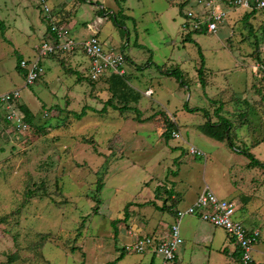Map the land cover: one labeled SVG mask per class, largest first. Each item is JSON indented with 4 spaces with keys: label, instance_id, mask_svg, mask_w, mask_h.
I'll use <instances>...</instances> for the list:
<instances>
[{
    "label": "rangeland",
    "instance_id": "obj_1",
    "mask_svg": "<svg viewBox=\"0 0 264 264\" xmlns=\"http://www.w3.org/2000/svg\"><path fill=\"white\" fill-rule=\"evenodd\" d=\"M181 1L0 0V91L21 87L18 102L33 114L26 130L7 127L0 135V264L9 256L11 264H160L159 256L123 247L137 235L162 232L175 220L165 207L186 209L206 185L244 204L236 217L246 227V210L258 221L252 257L264 264V168L240 152L248 148L264 162V100L251 86L256 54L264 55V16L250 18L249 31L242 19L249 9L224 2L227 15L217 30L198 32L185 16L193 0L182 7ZM63 8L56 22L67 24L75 39L95 33L106 49L129 56L123 77L140 95L130 103L138 112L101 110L110 97L106 76L92 83L80 50L70 62L40 58L43 74L25 84L17 57L37 58L48 21ZM174 68L184 85L162 72ZM147 88L152 95L144 94ZM219 104L232 125L233 148L199 129L209 117L217 120ZM195 107L200 110H188ZM167 116L179 134L168 140ZM190 145L205 155L190 154ZM181 238L178 264H243L232 251Z\"/></svg>",
    "mask_w": 264,
    "mask_h": 264
},
{
    "label": "built area",
    "instance_id": "obj_2",
    "mask_svg": "<svg viewBox=\"0 0 264 264\" xmlns=\"http://www.w3.org/2000/svg\"><path fill=\"white\" fill-rule=\"evenodd\" d=\"M224 2L245 9L251 8L252 3L251 0H193L191 7L185 12V16L190 20L191 29L215 32L227 15ZM253 3L256 8L264 11V0H253ZM43 8L45 11H49L46 4L43 5ZM48 23L56 39L47 38L43 40L38 47V55L34 61L21 59L19 62L20 68L25 70L24 81L26 85L33 84L43 74L44 69L40 63V58L52 54L69 53L76 48L81 49L88 58L89 67L87 71L90 80H97L109 73L118 75L125 73L123 65L126 60L124 55L121 52L106 49L97 34L94 33L85 39L78 40L69 34L67 26L58 25L54 19ZM187 23L183 24L185 29L188 27ZM259 70H262L259 76L262 77L264 84V61H257L253 66L255 74ZM146 93L150 94L151 91L147 90ZM20 97L21 91L18 88L0 91V127H10L12 130H26L28 128V124L23 119V114L18 109ZM178 135V132H172L173 137ZM188 152L195 156L205 155L203 151L193 145L189 146ZM238 209L239 207L234 200L219 197L209 187L205 186L193 204L184 210H176L175 220L167 225L165 236L140 234L131 243L125 244L123 248L126 252H151L161 258L160 264H173L176 250L182 243L179 220L185 215H195L216 227L222 228L241 249L242 262L248 263L252 261L253 245L258 240L260 231L257 227H246L236 217Z\"/></svg>",
    "mask_w": 264,
    "mask_h": 264
},
{
    "label": "trees",
    "instance_id": "obj_3",
    "mask_svg": "<svg viewBox=\"0 0 264 264\" xmlns=\"http://www.w3.org/2000/svg\"><path fill=\"white\" fill-rule=\"evenodd\" d=\"M189 0H183L181 1L180 5L181 7L184 6L186 3H188ZM260 12L261 14L264 15V11L261 9H258L255 7V4L252 2L251 3V8H249V11L245 12L242 19L245 21V23H248L249 19L254 17V15L256 13ZM250 22V21H249ZM0 23H2L0 21ZM58 25H60V22H56ZM249 31L252 30L253 26L251 24V22L249 23ZM194 31H198V32H203L205 31L204 29H200V30H194ZM47 38H51V39H56L55 34L53 32H51L50 30V25L48 23L47 27H46V33L43 37V40L47 39ZM258 42H260V39L256 38L255 41V46L258 47ZM123 54V53H122ZM264 54V53H263ZM125 60L127 58V56H124ZM256 58L257 61L259 62H263L264 61V55L260 57V54H256ZM21 61V57L18 56L17 57V62H16V68L19 72H23V76L25 74V70H22L19 66V62ZM126 62V61H125ZM201 62H203V60H201ZM203 63L201 65V67L198 69V74L200 77V80H202V75H203ZM165 74L171 75V76H175L178 81L180 82V84L184 85V79L182 78V74L181 71L177 68L174 69H170V70H163L162 71ZM259 73H262V70H259L258 73L254 74L255 77L257 78V81L253 82V84L251 86H254V88L256 89V91L258 92L259 95H261V98L264 100V84H263V79L262 77L259 76ZM126 73L122 74V75H118L115 73H111L109 75H104L101 76L99 79L103 78L106 76L105 80L107 81V85H108V89L110 90V97L105 101L103 107L101 110H104L105 107L107 105L111 106L113 109L118 110L119 112H124V111H128V110H133L138 112V108L134 107L132 105H130V103L132 102H138L140 95L135 92L134 90H132L131 88H127L126 82L124 80V77ZM92 83L95 82L96 80H90ZM205 84V81H204ZM203 84V85H204ZM118 101L120 104L117 105V103L115 104L114 101ZM215 103H217V100H214ZM246 102V101H245ZM247 108H252L250 105H246ZM18 109L19 111L23 114V119L24 121L29 125L30 123H32V119H33V114L31 113L30 109L25 105V104H20L18 105ZM221 109H222V105H217L214 109V113L217 116V120L212 121L210 119V117L208 118L207 121L203 122L202 124L199 125V129L207 136L218 140V141H225L226 144L230 147L233 148L234 143H233V137L235 136L234 133L231 132L232 129V125L229 121L228 118H226L225 116L221 115ZM189 111H198L200 110L199 108L195 107V108H188ZM255 110V109H254ZM245 113L246 112H241L240 113V118L243 119V121H246L248 119H245ZM77 115L81 114V113H76ZM205 114L207 115V112H205ZM263 118V117H262ZM166 124H165V130L162 133V135L164 136V138L166 140L170 139L172 137V132L175 130V123L174 121H172L168 116L165 119ZM242 121V122H243ZM175 148V147H174ZM240 152L245 154L248 158H250V160H252V162L256 165H259L261 167L264 168V162H261L260 160L256 159L254 157V155L250 152V150L248 148H242L240 149ZM251 163V162H250ZM103 187V183L101 181V179L97 180V184L95 187V191L96 192H100V190ZM171 191V190H169ZM167 191V192H169ZM28 194V192L26 193ZM174 193L169 192V196L170 198L172 197ZM30 195V194H29ZM98 199L96 200L97 203ZM130 203H126L124 206L125 209V219H127V215L128 213L126 212V208L129 206ZM173 205L167 206L165 207L167 208H172ZM176 212V210H175ZM123 254H121L118 258H121ZM236 258L238 261H242L241 260V251L236 252L235 254ZM175 260V259H174ZM8 264H11V262H13V257L9 256L7 258L6 261ZM243 263V262H242ZM107 264H112V262H109ZM243 264H255L254 261H250L248 263H243Z\"/></svg>",
    "mask_w": 264,
    "mask_h": 264
},
{
    "label": "crops",
    "instance_id": "obj_4",
    "mask_svg": "<svg viewBox=\"0 0 264 264\" xmlns=\"http://www.w3.org/2000/svg\"><path fill=\"white\" fill-rule=\"evenodd\" d=\"M64 9V8H63ZM60 10H62V9H60ZM64 12H65V9H64V11L62 12V13H59V14H57L56 16L54 15L53 16V19L55 20V21H58L60 18H61V16H63V14H64ZM256 15H257V13L254 15V17H253V19L254 20H256ZM263 15V14H262ZM264 16V15H263ZM263 16H261L260 18H263ZM56 18L58 19V20H56ZM257 18H259V17H257ZM259 18V19H260ZM262 24V22L260 23V24H257L258 25V27L259 28H261L262 29V26H260ZM64 25V24H63ZM65 26H67V24L65 25ZM68 27V26H67ZM68 29H69V34L72 36V37H74L72 34H71V32H70V27H68ZM98 36V35H97ZM99 37V36H98ZM43 38V37H42ZM100 39V38H99ZM103 43V42H102ZM78 50H80L81 51V49H79V48H76V49H74L73 51H71V52H69V53H65V54H53V55H49V56H53V57H57V58H59L62 62H65L66 60L67 61H69L70 62V60H72V59H74L75 58V56H76V52L78 51ZM263 50H264V47H263ZM82 52V51H81ZM264 52V51H263ZM83 53V52H82ZM49 56H47V57H49ZM21 57V59H30V58H25L24 56H20ZM29 57V56H28ZM64 58V59H63ZM131 62V59L129 58V56L126 58V62L124 63V64H126V63H130ZM257 62V60H255L254 61V64L252 65V71H253V66L255 65V63ZM75 64H78V62H75ZM88 65H89V63H88ZM15 68H16V64H15ZM22 69V68H21ZM16 70H17V68H16ZM22 70H24V69H22ZM18 71V70H17ZM19 72V71H18ZM20 73V75L21 76H23V72H19ZM125 73H127V71L125 70ZM109 74H111V73H109ZM109 74H106V75H109ZM116 74V73H115ZM253 74H255V72L253 71ZM23 78H24V76H23ZM16 86V84H14V86L13 87H15ZM20 89V91H21V87H15V88H13V89H10V90H14V89ZM10 90H7V91H10ZM147 90H150L151 91V93H152V89L151 88H147V89H145V91H144V94H146V95H152L151 93L150 94H148V93H146V91ZM23 104V103H22ZM26 105V104H25ZM27 106V105H26ZM28 107V106H27ZM30 110H31V108L30 107H28ZM172 118V119H171ZM170 119L171 120H173L174 121V123H175V120H174V118L173 117H170ZM7 128V127H6ZM6 128H4V127H0V135H4L3 134V132L5 131L6 132ZM2 130H4V131H2ZM261 140V139H260ZM207 186V185H206ZM208 187V186H207ZM200 192H197L196 193V196L194 197V199H193V202L191 203V204H193L194 203V201L196 200V198H197V195L199 194ZM178 196V195H177ZM173 197H175V194H173L172 195V197L171 198H173ZM222 198H225V197H222ZM178 199H179V196H178ZM234 199V201L236 200L235 198H233ZM191 204H189V205H191ZM238 205V204H237ZM238 207H239V209L238 210H240V212H241V209L242 208H244V204H242L241 206L240 205H238ZM177 208L178 207H176V208H174V207H172L171 209L170 208H167V210H169V211H171V214L174 216V218H175V210H177ZM180 208V207H179ZM237 210V211H238ZM247 211V210H246ZM246 211H245V215H244V220H246V221H248L250 224V226H248L249 228H254V227H257L258 229H259V231L261 232V227L258 225V221L257 220H253L252 218V216H250V214L251 213H246ZM243 215V214H242ZM242 222H243V220H242ZM167 225L168 224H165V229L162 231V232H160V230L162 229H160V230H154V231H152L151 233H149V234H151V235H155V236H158V237H161V236H165L166 235V233H167ZM180 226H181V228H180ZM164 228V227H163ZM179 228H180V235L182 234L183 235V238L185 237L186 239H190V240H193L194 242H198V243H203V244H205V245H207V246H209V247H215L218 251H221V252H227V251H232V253H233V255H235L236 254V252H238V251H241V249L239 248V246L233 241V239H231L227 234H226V232L222 229V228H220L221 230H223V231H220V230H217V228H219V227H216V226H214L213 224H211V223H209V222H207V221H204V220H202V219H200L199 217H197V216H195V215H189L188 217H186L185 218V220L184 221H181V220H179ZM186 229H189L190 230V233H189V235H187V234H184L183 233V230L184 231H186ZM220 232H224L223 233V236H221L220 235ZM221 236V237H220ZM227 241H229V242H231V244H233V248L232 249H230L229 250V246H228V244H227ZM180 246V245H179ZM185 250V246H182V247H178V249L176 250V255H175V260H174V262H173V264H178V256H179V254H184L183 253V251ZM148 253H150L151 255H155V254H152L151 252H148ZM155 256H157V255H155ZM241 258V257H240ZM252 261H253V257H252Z\"/></svg>",
    "mask_w": 264,
    "mask_h": 264
}]
</instances>
